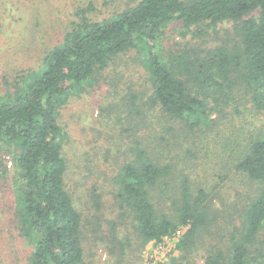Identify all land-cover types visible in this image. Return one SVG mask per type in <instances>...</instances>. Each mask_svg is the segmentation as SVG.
<instances>
[{
    "label": "rangeland",
    "instance_id": "1",
    "mask_svg": "<svg viewBox=\"0 0 264 264\" xmlns=\"http://www.w3.org/2000/svg\"><path fill=\"white\" fill-rule=\"evenodd\" d=\"M139 1L0 0V97L20 89L31 74L42 71L45 57L63 43L66 33L82 26L83 19L89 25L105 26ZM250 17L259 19V12L245 18ZM157 47L163 63L173 55L197 58L190 72L204 81L216 77L208 69L213 61L208 53L215 48L234 52L241 49V43L237 22L188 28L174 22L162 28ZM214 83L202 89L187 85L192 95L203 100L211 121L209 127L190 132L154 102L155 85L145 65V46L138 44L113 57L89 84L70 93L59 106L64 183L81 216L85 264H205L215 252L222 254L221 264H230L232 246L242 242L245 234V209L259 185L234 168L227 171L213 140L226 139L233 124L247 122L244 134L252 128L249 123L263 126L264 114L254 112L251 99L258 96L264 105V90L256 83L252 91L240 88L229 94L226 90L224 96L225 90ZM136 146L144 147L161 165L171 166L169 177L150 190L159 214L176 219L183 181L193 196L201 188L208 194L209 223L197 232L189 248L180 249L179 238L174 236L156 244L143 242L133 214L118 199L116 177L134 160ZM17 153L18 148L0 142V264H28L32 250L18 231ZM178 230L183 234L186 229ZM247 249V264H264V225Z\"/></svg>",
    "mask_w": 264,
    "mask_h": 264
},
{
    "label": "trees",
    "instance_id": "2",
    "mask_svg": "<svg viewBox=\"0 0 264 264\" xmlns=\"http://www.w3.org/2000/svg\"><path fill=\"white\" fill-rule=\"evenodd\" d=\"M254 11L259 12V19L245 18ZM221 21L237 22L241 49L215 48L208 53L213 59L208 69L215 71V79L199 81L191 75L197 58L173 55L163 63L157 41L164 26L174 22L185 28L202 23L212 26ZM138 44L145 46V65L155 85L154 102L190 132L209 127L211 121L203 100L192 95L187 85L202 89L215 82L225 90L224 96L226 90L229 94L240 88L252 91L256 83L264 90V0H140L105 26L89 25L83 19L82 26L66 33L63 43L45 57L42 71L31 74L20 89L0 97V142L19 150L14 161L21 181L18 231L32 247L28 264H85L81 216L65 189L64 135L58 108L113 57ZM251 104L256 114H264L258 96H252ZM246 126L247 122L233 124L226 139L213 140L215 151L226 160L222 164L227 171L234 168L259 185L245 209V234L242 242L232 246L230 264H247V245L264 225V125L249 123L252 128L244 134ZM133 155L134 160L116 177L117 197L133 214L140 238L156 244L185 228L178 247L189 248L197 232L209 223L208 194L201 188L193 196L183 181L176 219L159 214L150 190L169 177L171 166L155 161L142 146H136ZM221 261L222 254L215 252L205 264Z\"/></svg>",
    "mask_w": 264,
    "mask_h": 264
},
{
    "label": "built area",
    "instance_id": "3",
    "mask_svg": "<svg viewBox=\"0 0 264 264\" xmlns=\"http://www.w3.org/2000/svg\"><path fill=\"white\" fill-rule=\"evenodd\" d=\"M182 235V232L180 230H178L176 232V234L174 235L175 238H180V236Z\"/></svg>",
    "mask_w": 264,
    "mask_h": 264
}]
</instances>
